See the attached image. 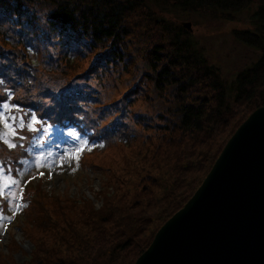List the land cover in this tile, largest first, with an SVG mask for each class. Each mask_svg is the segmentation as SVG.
I'll return each instance as SVG.
<instances>
[{
  "label": "rangeland",
  "instance_id": "374dc122",
  "mask_svg": "<svg viewBox=\"0 0 264 264\" xmlns=\"http://www.w3.org/2000/svg\"><path fill=\"white\" fill-rule=\"evenodd\" d=\"M23 8L14 24L0 27V95L24 100L30 117L10 104L0 108V264H109L120 233L137 230L141 248L149 247L255 111L227 94L233 76L259 55L231 35L250 29L252 9L228 21L215 12L187 14L145 2L124 18L117 45L92 48L50 30L52 5L31 0ZM178 27L215 69L216 86L212 75L205 82L182 73L186 93L155 85L150 53L155 46L170 50ZM217 86L225 89L219 111ZM188 104L203 105L209 122L194 135L180 125ZM36 111L73 125L42 127ZM24 135L19 150L8 152ZM25 152L15 166L16 153ZM135 252L117 249L115 262L134 264L143 253L134 259Z\"/></svg>",
  "mask_w": 264,
  "mask_h": 264
},
{
  "label": "trees",
  "instance_id": "16d2710c",
  "mask_svg": "<svg viewBox=\"0 0 264 264\" xmlns=\"http://www.w3.org/2000/svg\"><path fill=\"white\" fill-rule=\"evenodd\" d=\"M30 1L31 0H0V27L3 28L5 24H14L16 18L25 12V8L23 7H25ZM43 1L52 5L54 8L48 17L50 30H52L53 33H64L68 37L72 39L74 38L80 43L89 41V43L92 45V48L104 45L108 41H111L114 45H117L121 39L120 37H122L126 32V26H124L123 23L124 18L129 12H133L140 6L145 5V2L148 4L158 5V7H162V5L169 6L172 9L174 8L182 13L186 12L187 14H195L207 11L215 12L216 14H220L223 18H226L228 21L235 19V15L240 14L242 11H250L252 9L247 18L250 29L247 28L233 30L231 31V35L237 44H240L241 46L243 45L244 47L257 52L259 55L258 58L254 60V62H252L249 66L244 67L233 76L234 79L229 86L230 90L227 92V94L229 93L228 96H232L231 100H233L236 105L241 106L245 103L249 105L252 104L255 105V111L256 108L264 107V0ZM185 33L186 32H184L180 27L177 29L174 28L173 33L168 40L170 50L164 52L165 49L163 47L155 46V49L158 50L153 49L150 53V66L152 70H154L155 85L159 86L161 89L168 85L174 88L173 91H181L182 93H186L185 90L188 84L185 82L182 83L178 76L180 73H182L184 78L188 77L192 81L197 80L195 76L199 75V79L204 80L205 82L209 80L206 78L212 75L214 78L212 85L216 86L219 83V78L216 75L215 69L203 56L199 55L200 51L198 47L192 40L187 39ZM161 62L165 63L159 68V64ZM0 88L3 89V85H0ZM214 91L221 93L219 99L222 100L218 102L217 106L215 107V109H218L217 111H219L220 107H222L224 103L222 93L225 91V89H223V86H217ZM211 94L214 99L216 94L214 92ZM226 97L227 96L224 98L226 99ZM4 104L12 105L13 107H11L17 110L20 116L23 115L25 119L30 118L27 116L29 110L27 109L24 100H12L8 99V97H1L0 95V108ZM202 107L203 105H200V109H196V107L191 104L181 107L182 116L180 117V125H182V128L185 132H188L191 135L200 133L203 130L205 123H209L208 121L204 120L205 113L202 112ZM37 112L38 111H36L35 115L38 120L43 122V124L40 125L42 127L45 126L66 129L67 127H71V125H73L65 122L62 119H59L61 118L59 116H57L58 118L49 119L53 118L55 116L54 115L47 119V117L42 116ZM221 114L217 115V119L221 118ZM215 119L216 118L214 116V118L211 120L209 128H211L212 124L216 125ZM26 136L27 135H24V138H22L20 142L17 141L15 147L9 149L8 152L11 153L12 151H15V149L19 150L18 146H22L24 144L23 141L26 140ZM0 147L4 148V144L1 142ZM1 150L2 149H0V151ZM18 154L16 153V160H12L15 166H20L19 160L23 159L25 156H28L26 152L22 153V156L20 157H18ZM3 164H6V161H3ZM172 204L174 203L168 205V210L175 208V206ZM137 233L138 230L135 232L120 233V242H117L116 246H113L112 251L108 252L110 260L109 264H117L115 262L116 258L118 257L117 249L121 252L123 251L126 256L127 254L130 255L132 252L137 251L135 252V256L136 253L138 255L136 257L134 256V259H136L142 252L145 251V249H147L148 246L144 247L143 249L141 248V240L137 239ZM127 234H129L128 237H125ZM80 258L83 259L82 256H80ZM68 263L72 264V260L68 261ZM84 263L91 264L85 261ZM76 264H81V262Z\"/></svg>",
  "mask_w": 264,
  "mask_h": 264
},
{
  "label": "water",
  "instance_id": "95a60500",
  "mask_svg": "<svg viewBox=\"0 0 264 264\" xmlns=\"http://www.w3.org/2000/svg\"><path fill=\"white\" fill-rule=\"evenodd\" d=\"M233 134L134 264H264V107Z\"/></svg>",
  "mask_w": 264,
  "mask_h": 264
},
{
  "label": "snow or ice",
  "instance_id": "6c2138e0",
  "mask_svg": "<svg viewBox=\"0 0 264 264\" xmlns=\"http://www.w3.org/2000/svg\"><path fill=\"white\" fill-rule=\"evenodd\" d=\"M7 142V141H6ZM10 147H15V145H9Z\"/></svg>",
  "mask_w": 264,
  "mask_h": 264
}]
</instances>
